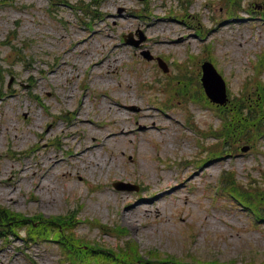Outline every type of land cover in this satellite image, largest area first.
Returning <instances> with one entry per match:
<instances>
[{"label": "rangeland", "instance_id": "rangeland-1", "mask_svg": "<svg viewBox=\"0 0 264 264\" xmlns=\"http://www.w3.org/2000/svg\"><path fill=\"white\" fill-rule=\"evenodd\" d=\"M131 32L146 38L124 43ZM206 58L234 100L256 105L264 0H0V204L36 219L0 220L14 231L0 236V264H124L127 239L184 264H264V215L251 212L264 214V120L230 131L231 114L178 89L180 73L201 89ZM55 156L64 159L38 181ZM41 212L80 221L73 233L63 219L45 228L50 239L34 237ZM89 243L115 254L94 258Z\"/></svg>", "mask_w": 264, "mask_h": 264}, {"label": "trees", "instance_id": "trees-1", "mask_svg": "<svg viewBox=\"0 0 264 264\" xmlns=\"http://www.w3.org/2000/svg\"><path fill=\"white\" fill-rule=\"evenodd\" d=\"M243 114H244L243 115L244 119H241L243 125L245 127L247 126V124L253 125L254 122H252L253 117L251 116V113L250 112H248V113L243 112ZM0 220H2L4 223H8V224L13 222L14 225L21 224L25 221L24 219H21V216L19 214L9 213L7 210H3L2 214L0 213ZM49 222L53 223V221H49ZM139 260H141L140 257L134 253H130L129 257H127V261H129L128 263H130V264H138ZM142 262H144V261H142Z\"/></svg>", "mask_w": 264, "mask_h": 264}, {"label": "water", "instance_id": "water-1", "mask_svg": "<svg viewBox=\"0 0 264 264\" xmlns=\"http://www.w3.org/2000/svg\"><path fill=\"white\" fill-rule=\"evenodd\" d=\"M204 69L206 72V75H209L210 73L214 74L219 81L221 82L220 84V89L219 91H215L214 89H210V86L208 85V83H206L207 85V89H208V93L209 95L215 100V101H219V102H224L226 100V93H225V83L223 81V79L221 78V76L216 72L215 68L213 67V65L209 62H206L204 64Z\"/></svg>", "mask_w": 264, "mask_h": 264}, {"label": "bare ground", "instance_id": "bare-ground-1", "mask_svg": "<svg viewBox=\"0 0 264 264\" xmlns=\"http://www.w3.org/2000/svg\"><path fill=\"white\" fill-rule=\"evenodd\" d=\"M52 124H54V122L52 123ZM117 124L119 125V127H122L118 122H117ZM72 125H74L73 123L72 124H70V126H69V128H71V126ZM123 132H126L125 131V128L123 129ZM111 134L113 135V133L111 132V133H109L108 135H106L108 138H109V140H111L112 138H113V136H111ZM116 134V132L114 133V135ZM67 135H71V136H73V131H69V132H67L66 133V136ZM43 137H45V136H43ZM20 138V137H19ZM75 139V138H74ZM107 140V139H106ZM99 143L98 142H96L95 144H93L94 146L95 145H98ZM84 152H85V150L83 151V152H78V154H80L81 156H84L85 154H84ZM62 161V158L61 157H58V156H55L54 158H52L51 160H50V168L49 169H47V170H44V172H42L40 175H38V176H40V178L42 179H44V178H46L47 176H48V174H49V172L50 171H55V169L57 168V166L60 164V162ZM43 179L42 180H38V181H43ZM144 198H145V196H144Z\"/></svg>", "mask_w": 264, "mask_h": 264}]
</instances>
